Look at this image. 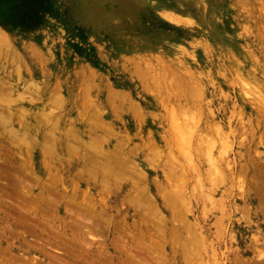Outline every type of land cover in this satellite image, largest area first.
Here are the masks:
<instances>
[{"label": "rangeland", "instance_id": "rangeland-1", "mask_svg": "<svg viewBox=\"0 0 264 264\" xmlns=\"http://www.w3.org/2000/svg\"><path fill=\"white\" fill-rule=\"evenodd\" d=\"M39 2L0 17V264H264V0Z\"/></svg>", "mask_w": 264, "mask_h": 264}, {"label": "trees", "instance_id": "trees-1", "mask_svg": "<svg viewBox=\"0 0 264 264\" xmlns=\"http://www.w3.org/2000/svg\"><path fill=\"white\" fill-rule=\"evenodd\" d=\"M39 5V0H0V17L13 25L25 23Z\"/></svg>", "mask_w": 264, "mask_h": 264}, {"label": "bare ground", "instance_id": "bare-ground-1", "mask_svg": "<svg viewBox=\"0 0 264 264\" xmlns=\"http://www.w3.org/2000/svg\"><path fill=\"white\" fill-rule=\"evenodd\" d=\"M3 35H6L5 34V32L3 31V29L0 27V60L1 61H3V39H4V36ZM22 50V49H21ZM36 52V53H35ZM39 54V52H37V50L36 49H34L33 48V46L32 47H30V46H28V48L24 51V53H23V57H25V59L30 63L31 62V60L32 59H36L37 57H39V56H37ZM40 55V54H39ZM14 56H15V54H14ZM13 56V57H14ZM37 56V57H36ZM16 57H18V55H16ZM36 61V60H35ZM23 64H25V63H23ZM32 65V64H31ZM39 67V66H38ZM35 68V67H34ZM37 68V67H36ZM25 70H27V69H25ZM41 70V69H40ZM36 77V76H35ZM55 80V79H54ZM53 81V80H52ZM56 83H57V81H55ZM55 84V83H54ZM54 87V86H53ZM56 87H54L52 90H51V88H47V90H46V93L47 94H51V92L52 91H54L55 90V92H57L56 91V89H55ZM82 88V87H81ZM60 91V90H59ZM70 94H72V91L70 92ZM83 96V95H82ZM82 98V97H81ZM83 99V98H82ZM36 111V110H35ZM34 111V112H35ZM31 112V111H30ZM41 112V111H40ZM47 112V111H46ZM30 114V113H29ZM43 114V113H42ZM47 114H48V112H47ZM47 114L45 115V117L43 118L42 116V118L41 119H43V120H41L42 122H43V125L42 126H44L45 127V125L47 126L48 125V123L46 122V121H49L50 119H48V120H45L47 117H49V116H47ZM37 115H39V114H37ZM41 115V114H40ZM44 115V114H43ZM50 115V114H49ZM47 116V117H46ZM29 117V116H28ZM33 119H34V117H33ZM29 120V119H28ZM45 121V122H44ZM51 121H52V119H51ZM53 121H55L56 122V120L55 119H53ZM58 121V120H57ZM50 122V121H49ZM52 124H53V122H52ZM55 124H57V122L55 123ZM51 128V127H50ZM48 129V128H47ZM44 131V130H43ZM48 132V131H47ZM44 133H45V131H44ZM53 135V134H52ZM51 136V135H50ZM52 137V136H51ZM53 137H55V136H53ZM53 137L52 138H50L51 140H53ZM52 149V148H51ZM50 150V149H49ZM48 150V151H49ZM47 151V150H46ZM47 151V152H48ZM46 152V154H48V153H51L50 151L47 153ZM49 156H50V154H49ZM94 171H95V169H93V173H94ZM92 173V174H93ZM158 223H160V222H158ZM162 224V223H161ZM190 243L193 245V243H192V241H190ZM198 242H196V243H194V245L195 244H197ZM191 244H189L190 246H191ZM194 247V246H193ZM192 246H191V251H192V249H194L195 250V248H193ZM196 247V246H195ZM184 248H186L185 246H184ZM187 250V249H186ZM190 250V249H189ZM193 253V252H192ZM185 255V254H184ZM193 255V254H192ZM197 255V254H196ZM188 254H187V258H188ZM190 257H191V255H190ZM189 257V258H190ZM197 257V256H196ZM188 258V259H189ZM190 260H191V258H190ZM214 261V260H213ZM200 262V261H199ZM216 262V261H215ZM261 262V261H260ZM187 263V262H186ZM191 264H192V261L190 262ZM201 263V262H200ZM189 264V263H188ZM196 264V263H195ZM259 264V263H258ZM261 264V263H260ZM263 264V263H262Z\"/></svg>", "mask_w": 264, "mask_h": 264}]
</instances>
